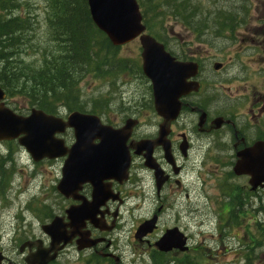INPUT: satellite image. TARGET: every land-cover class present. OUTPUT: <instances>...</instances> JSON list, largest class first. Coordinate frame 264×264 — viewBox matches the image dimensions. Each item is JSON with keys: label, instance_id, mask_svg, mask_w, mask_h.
<instances>
[{"label": "flooded vegetation", "instance_id": "flooded-vegetation-1", "mask_svg": "<svg viewBox=\"0 0 264 264\" xmlns=\"http://www.w3.org/2000/svg\"><path fill=\"white\" fill-rule=\"evenodd\" d=\"M243 22L215 25L221 32L215 33L216 36L225 38L226 33V38L232 40H221L223 48L212 54L208 64L196 56L176 58L197 65V72L187 81L197 82L198 88L179 99L178 114L168 124L155 112L148 81L147 95L127 92L125 126L130 128V134L125 139L126 174L124 177L113 174L100 182L104 195L93 211L88 210L94 189L90 182L82 183L68 198L58 196L61 206L53 217L60 218L63 224L62 237L70 239L55 259L46 264H62L61 258L70 251L77 254L82 264H125V248H121L119 239L131 232L134 245L148 249L145 253L151 257L158 252L154 243L166 229L177 227L183 231L177 224L187 213L193 193L197 189L203 191L210 182L220 192L219 206H264V181L257 183L258 171L263 167L257 164L260 151L259 157L264 159V24ZM236 29L240 34L233 37ZM135 77L144 79L139 71ZM103 123L116 129L123 125V122ZM68 133L72 135L67 130L63 136L69 147L73 139H66ZM258 144H261L258 152L257 148L254 152ZM23 156L30 161L27 154ZM15 158L8 154L5 160ZM61 160L63 163L64 158ZM237 164L242 174L233 172ZM247 171L256 176L252 178ZM134 198L141 200L146 212L130 230L126 227L125 212ZM206 198L209 202L216 200ZM147 204L151 206L148 209ZM69 207L77 209V231L69 226L65 215ZM153 217L157 227L135 240L137 226ZM162 218H173L176 224L160 230ZM50 221L51 218L45 220ZM83 238L86 240L81 241ZM11 240L15 255L9 253L8 257L0 248L1 264H29L38 249L46 251L52 245L51 239L42 233L41 224L36 233L32 222L27 225L18 222ZM186 240L188 243L187 235ZM82 244L90 247L77 250ZM181 254L174 250L167 255L172 258Z\"/></svg>", "mask_w": 264, "mask_h": 264}, {"label": "rangeland", "instance_id": "rangeland-1", "mask_svg": "<svg viewBox=\"0 0 264 264\" xmlns=\"http://www.w3.org/2000/svg\"><path fill=\"white\" fill-rule=\"evenodd\" d=\"M18 1L21 4L12 12L14 14L18 13V16L22 18H28L29 16L34 29L30 33L33 40V47H38L40 51V55L33 56L31 60L26 57L28 52H25L22 55L26 59L23 60L25 62H23V65L30 66V63H34L38 67V60L42 58L41 55L43 54L42 50L45 47L47 49L55 47L50 40L49 31L46 26L48 20L45 12V3L43 0ZM137 1L140 2L141 0ZM201 1V4L205 5L208 11L222 12L230 9L229 11L236 16L235 21L226 24H238L241 20H244L243 23L246 24H264V0ZM25 2L29 5H25ZM168 11H170V8H167ZM237 11L240 13L239 15H237ZM159 27L160 25H156L153 30L156 31ZM161 28L160 42L174 56L178 58L185 57L186 59H191L193 56H196L202 58L205 64H208L212 54L221 49L220 47L223 45L221 40H232L226 38L228 37L226 33L225 38H223L224 36H216L211 31L207 32V30L198 37L193 34L190 28L182 24L180 19H175L172 16H167L163 19ZM239 34L240 31L236 29L233 37ZM139 49L138 41H134L120 47L118 54L119 57L136 63L139 60ZM83 74L77 86L80 101L84 104L83 109L87 112L93 109L95 114L102 117L103 122L121 123L125 120V96L127 92L136 91L140 96L147 95L146 80L134 77L129 72H125V74H121L118 77L105 75L102 78H95L92 73L85 72ZM30 88L33 92L37 90L33 87ZM30 88H28V91ZM33 92L29 91L30 95L33 96ZM21 93H16V97L7 98L6 103L13 106L15 110L18 109L20 112H25L27 107L23 103V98H21L25 93ZM58 112L64 115L68 114V110L65 109L59 110ZM66 139H73V137L68 133ZM4 145H0V153L3 155L7 152V145ZM12 147L15 150V146ZM16 151L23 156L20 148L17 147ZM27 163L29 164V162ZM61 164L62 160L57 159L34 163V167L31 164L27 167L17 165L16 169L22 172L13 175L10 174V184L8 186L10 189L6 191L5 199H3L2 195V191L5 188H0V248L6 252L8 257H10L9 253L15 255L11 238L18 221H16V215L19 217L20 210L25 208L24 204L28 200L34 211L29 210L27 214L24 213L26 217H32V215L40 216L41 213L36 211V209L40 208L39 204L41 203L49 205L53 213L58 212L61 201L58 198L55 186L60 178ZM12 168L13 165L10 166V170ZM7 173L9 172L7 171ZM7 173L3 175L2 181H8L9 176ZM217 195L219 198H217ZM206 197L216 200L209 202ZM219 199L220 192L217 188L215 189L213 182H210L203 191L195 190L189 206L186 207L187 213L178 221L179 223L177 225L181 226L184 233L189 237L188 242L191 249L189 257L192 258L196 251L195 253L200 254L201 252V255L204 256V264H244V261H240L242 255L241 245L244 241L239 242L246 230L244 225L246 222H252L250 230L253 235H256L255 223L257 220L254 219V216L258 218L259 222H264V208H259L258 212H254V214L250 212V208L246 209L248 212L242 210V213L238 214L241 225L238 227L235 225L234 227H229L225 220L227 221V219L233 218L225 215L226 217L221 219L224 210L217 203ZM131 200L125 212L126 227H129L130 230L146 212L143 209L144 206L141 205L140 199L134 198ZM150 207V204H147V209ZM27 219L28 221L31 220L30 218ZM175 224L173 218L171 220L162 218L160 230L165 226L170 227ZM32 225L36 233L40 231L34 220H32ZM126 235H121L119 239L121 248H125V264H147L148 255L145 252H149L148 249L142 250L140 247L134 245L131 238L132 232L130 236L127 233ZM254 256L257 258L252 260V264H264V245L254 251ZM142 257L147 262L141 260ZM82 262L74 251L67 252L61 258L62 264H82Z\"/></svg>", "mask_w": 264, "mask_h": 264}, {"label": "water", "instance_id": "water-1", "mask_svg": "<svg viewBox=\"0 0 264 264\" xmlns=\"http://www.w3.org/2000/svg\"><path fill=\"white\" fill-rule=\"evenodd\" d=\"M89 15L94 26L102 32L114 47L123 46L135 38L141 46V70L150 81L153 95L154 109L168 124L173 120L180 108L179 99L191 90L198 88L197 82H187L197 72V65L176 61L164 46L148 34H144L145 26L136 0H86ZM5 94L0 88V141L17 139L34 161L44 158L53 160L66 156L61 170L62 178L56 186L58 193L70 196L74 194L84 182H90L94 187L93 202L88 207L93 211L100 205L99 199L103 194L100 182L103 179L118 175L124 177L128 166L125 159V139L130 128L124 125L113 129L102 125L95 115L73 112L66 121L59 117L47 115L32 109L27 116H20L4 106L1 101ZM70 128L73 130L74 143L67 149L62 139L57 135ZM96 141V142H95ZM258 144L253 151L258 152ZM264 147V146H263ZM261 152V151H260ZM257 158V164L263 166L258 171L257 183L264 181V159ZM235 174H242L239 164L234 167ZM252 178L256 175L249 173ZM253 184V181H250ZM85 209V208H83ZM71 219L69 225L75 231L79 228L75 208L66 211ZM155 218L142 223L135 238L140 239L154 228ZM59 220L54 219L43 231L52 239V245L62 243L65 246L69 237H62L63 229ZM73 230V232H75ZM76 234V232H75ZM82 239L81 241H85ZM185 237L176 228L169 229L163 237L155 243L161 252L173 249L184 252ZM61 247H51L46 251L37 250L29 264H46L55 258V253ZM90 246L79 245L78 250ZM53 252V255L50 253Z\"/></svg>", "mask_w": 264, "mask_h": 264}, {"label": "trees", "instance_id": "trees-1", "mask_svg": "<svg viewBox=\"0 0 264 264\" xmlns=\"http://www.w3.org/2000/svg\"><path fill=\"white\" fill-rule=\"evenodd\" d=\"M43 2L48 20L47 30L55 47H45L42 58L38 60V67L34 63H30V67L23 65V60L26 59L22 55L28 52L26 57L29 60L40 55L38 47H33L30 35L34 30L33 24L29 17L22 18L18 13L12 12L21 4L18 0H0V86L6 93V98L16 97V93H25L21 98L28 109L34 107L45 113L55 114L62 106L69 112H82L84 104L80 101L77 86L83 73H92L95 78L105 75L118 77L125 74V71L135 73L133 68L136 63L119 57V48L111 46L106 37L96 29L90 19L86 0ZM138 3L147 33L158 41L161 24L167 16L180 19L198 37L206 30L215 35L219 32L215 25L233 23L236 17L230 9L222 12L208 11L201 0H141ZM167 8H170V13ZM156 25L160 27L154 31ZM30 87L37 89L36 92L31 91ZM90 113L95 112L92 109ZM259 208L263 209L258 207L250 209V212L253 213L254 210L257 213ZM242 210L245 209L231 207L227 211L228 217L233 218L225 220L229 227L241 225L238 214ZM223 217H226L225 213L221 215V219ZM254 219L257 220L256 235L250 230L251 223L246 222L245 233L239 240L244 241L240 258L244 264H252V260L257 258L254 251L264 245V222H259L257 217ZM195 252L192 258L183 255L172 260H166L164 255H156L153 256L152 264H204V256L201 252Z\"/></svg>", "mask_w": 264, "mask_h": 264}, {"label": "bare ground", "instance_id": "bare-ground-1", "mask_svg": "<svg viewBox=\"0 0 264 264\" xmlns=\"http://www.w3.org/2000/svg\"><path fill=\"white\" fill-rule=\"evenodd\" d=\"M29 5V4H28ZM12 15V14H11ZM214 15V14H213ZM29 17V16H28ZM225 17V16H224ZM214 27V26H213ZM49 38V37H48Z\"/></svg>", "mask_w": 264, "mask_h": 264}]
</instances>
